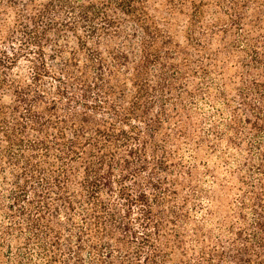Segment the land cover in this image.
<instances>
[{"label": "trees", "instance_id": "16d2710c", "mask_svg": "<svg viewBox=\"0 0 264 264\" xmlns=\"http://www.w3.org/2000/svg\"><path fill=\"white\" fill-rule=\"evenodd\" d=\"M0 264H264V0H0Z\"/></svg>", "mask_w": 264, "mask_h": 264}]
</instances>
